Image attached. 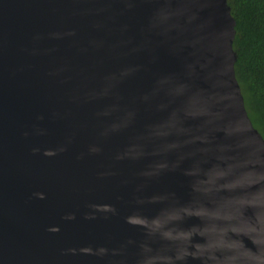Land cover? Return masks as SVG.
<instances>
[{"label": "water", "instance_id": "obj_1", "mask_svg": "<svg viewBox=\"0 0 264 264\" xmlns=\"http://www.w3.org/2000/svg\"><path fill=\"white\" fill-rule=\"evenodd\" d=\"M228 0H0V264H264V136Z\"/></svg>", "mask_w": 264, "mask_h": 264}, {"label": "trees", "instance_id": "obj_2", "mask_svg": "<svg viewBox=\"0 0 264 264\" xmlns=\"http://www.w3.org/2000/svg\"><path fill=\"white\" fill-rule=\"evenodd\" d=\"M236 19L235 70L254 125L264 136V0H228Z\"/></svg>", "mask_w": 264, "mask_h": 264}]
</instances>
